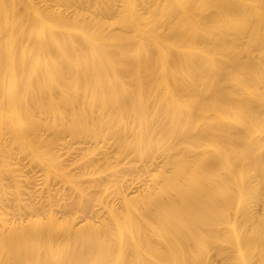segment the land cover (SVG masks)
<instances>
[{
  "label": "rangeland",
  "instance_id": "obj_1",
  "mask_svg": "<svg viewBox=\"0 0 264 264\" xmlns=\"http://www.w3.org/2000/svg\"><path fill=\"white\" fill-rule=\"evenodd\" d=\"M3 1L0 264H260L264 171L241 182L239 173L251 160L225 154L215 161L209 154L206 169L217 168L221 187L228 189L214 210L227 205L226 212L206 225L158 224L153 217L157 202L168 196L156 199L155 194L170 170L167 159L175 155L193 164L211 139L191 145L181 136L167 135L170 122L153 114L158 106L154 95L145 97L148 122L141 125L114 96L117 89L110 90L111 83L118 87L123 73L99 71L87 57L90 42L80 35L73 34L79 48L63 47L72 66L55 63L58 50L51 37L65 33L59 18L74 22L80 14L95 29L97 17L104 36L123 35L129 32V0H89L81 6L68 0H19L18 7L14 0ZM114 39L108 40L111 52L132 43ZM154 88L162 91L164 86L156 82ZM238 98L260 116L245 126L233 119L222 125L226 145L258 141L262 145L256 155L264 160V79L254 93ZM214 113L197 112L198 125L189 136L210 126ZM223 159L230 168L221 167ZM199 238L202 248L196 246Z\"/></svg>",
  "mask_w": 264,
  "mask_h": 264
},
{
  "label": "bare ground",
  "instance_id": "obj_2",
  "mask_svg": "<svg viewBox=\"0 0 264 264\" xmlns=\"http://www.w3.org/2000/svg\"><path fill=\"white\" fill-rule=\"evenodd\" d=\"M3 2L0 0V6ZM68 2L81 6L90 1ZM19 5V0H14V6ZM138 5L145 12H140ZM28 8L33 9L31 3ZM129 10V32L119 36H104L97 17L92 20L95 29L80 14L74 22L59 18L58 24L65 33L51 37V43L58 50L55 63L72 64L64 55L63 47L79 48L74 35H80L90 42L87 57L98 65L99 71L110 69L115 76L121 74L119 70L123 73L118 87L111 83L110 90L117 89L114 96L121 100L122 108L141 125L148 122V115L144 113L145 97L154 95L158 106L153 114L165 116L170 122L165 131L167 135L181 136L191 145H197L196 141L203 137L211 139L205 145V153L193 164L177 160L175 155L167 159L170 170L164 173V182L155 198L163 194L168 198L157 202L153 214L158 224L197 221L206 225L228 208L225 205L214 210L215 203L228 189L221 187L217 168L206 169L207 155H213L215 161L225 154L251 160V165L239 173L241 182L264 171V160L256 155L262 144L252 140L248 144L226 145L221 128L232 119L239 126H245L260 116L259 111L238 96L254 93L264 79V0H129ZM47 28L52 27L47 25ZM109 39L117 40V44L132 43L111 52ZM253 51H257V56H253ZM156 82L163 84L162 91L155 90ZM101 85L97 82L98 88ZM203 109L218 113L213 114L214 119L205 130L197 129L189 136V130L198 125L196 113ZM229 111H233L232 117ZM10 123L17 121L11 117ZM228 140L231 142V138ZM221 167L230 168L229 160L223 159ZM213 186L216 190L209 191ZM199 211L203 212L197 216ZM168 231L169 235L173 233V229ZM203 245L199 238L196 246ZM260 259V264H264V255Z\"/></svg>",
  "mask_w": 264,
  "mask_h": 264
}]
</instances>
